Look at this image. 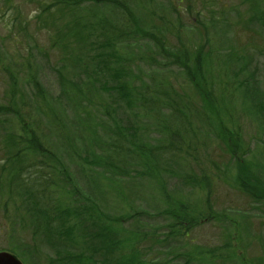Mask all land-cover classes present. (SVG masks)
<instances>
[{"label": "trees", "instance_id": "trees-1", "mask_svg": "<svg viewBox=\"0 0 264 264\" xmlns=\"http://www.w3.org/2000/svg\"><path fill=\"white\" fill-rule=\"evenodd\" d=\"M63 1L69 10L72 7L78 9L81 6V0H62L60 6ZM246 1L242 6L247 9L249 15L248 17L242 16L240 24H243V20H245L246 28L250 31H257L259 33V35L257 33L258 38L264 44V0ZM92 2L93 11L95 9L97 12L102 11L103 6H106V10L108 9V16L105 17L107 21L104 19L105 13L102 11V16L91 19L94 22L97 21L96 25L75 20L76 31L74 34H71L69 25L67 26L69 31L65 35L54 34L53 43L57 47L61 46L63 54L65 50H67V53L69 50L73 51L71 65L68 66L69 69L63 70L66 61H63L64 63H61V67H59L61 69L59 71L60 91L58 94L53 95L48 100L47 90L38 77L36 65L32 62L35 52L26 46L25 38L21 34L18 44L25 51L23 53L27 55V57L25 56L26 62H24L23 71L26 75L29 90H25V92H21V88L18 90L19 80L17 74L13 75L11 73V90L4 92L3 104L0 105L1 116L8 113V109L16 116L15 120L6 117L0 118V124H2L0 126L4 129L2 130L4 132L3 136L5 135L3 143L6 144L5 148L7 149V151L4 150L3 156L0 155V204L4 208L7 221L12 224L11 237L14 238L15 235H18L21 239L17 244H10V250H16L18 245L27 260V264H32L31 259L38 257L37 251H39L41 243H44L49 250L53 248L57 256L56 259H50L54 255L44 257L46 264H49V262L50 264H153L142 260V254L137 250L125 256L124 259L117 261L108 257L109 248L111 247L115 248L117 252L124 249L130 250L135 243L151 239L148 231L135 228L132 221H137V214H135L137 211L128 212L124 203L120 207H113V205L104 207V204L105 210L96 201L99 199L98 194L107 200L112 199V202L116 203L117 197L114 196L116 190L112 193L115 189L113 184L118 186L117 191L121 192L122 180L119 177L130 176L129 174L132 171L131 169L127 170L125 164H119L116 158L107 153L105 148L108 145H105L106 140L99 133V130L109 131V137L112 136L121 140L114 141L119 143V146L115 147L117 150L125 146L123 140L130 141L128 150L134 154L133 156H137V158L139 156V161L142 160L144 169L141 173L143 175H147L152 171L153 154H159L158 157L165 161L166 167L174 166L170 161L173 162L178 159L176 157V160L169 155L171 145H166L170 132H172L171 129L161 130L160 137L158 136L156 140H153L155 146L148 144L150 148L137 147L134 145V141L131 140H135V137L141 133L139 132L141 126L138 125L139 111L147 108L150 103L155 104V109L159 110V106H171L172 104L167 103L158 104L162 96L175 102L179 101L170 92L168 93L164 88H161L156 90L158 96L155 97L154 102L148 103L149 96L145 94L146 91L144 90L143 93L138 87L134 86L135 79L140 77L141 72L138 67L134 68L135 60L132 57L135 55L125 58L126 54H121L120 57L118 51H116V44L138 40L139 38L143 39L146 38V35L151 37L148 35L147 30L143 28L146 19L139 21L140 18L138 17V14L145 11V7L151 5V0H92ZM54 6L56 4L46 6L52 8L50 9V11L52 10L51 14L59 10L53 9ZM46 7L44 12L47 10ZM89 8L85 7L81 13L85 21L88 20L86 16L92 11ZM64 12H67V10L61 13ZM111 15L115 18L114 23H109ZM40 16V14H37V18H40ZM119 16H122L121 20ZM200 16V14H196L195 19L197 20ZM15 20L12 21L11 28L16 29L19 25V30L27 31V19L23 23L22 20ZM20 22L25 26V29H21L22 24ZM51 22L44 20L39 26L42 29L46 28V31H51L56 26L54 22L52 27L53 23ZM217 22H220V19H217ZM105 24H107V27L116 24L120 29L115 28L114 35L110 34L107 40L90 41L91 38L87 32H95L100 25V28H102ZM70 37L77 43V46L70 47L73 43L70 41ZM258 38L254 36L249 40L253 42ZM89 43L91 47L87 50ZM200 50L196 49L195 51L194 49L185 48L176 50V52L161 47L160 56L155 55V58L151 57V60L154 64L163 67V70L160 71L168 78L171 75L165 71H169L170 67L168 66L175 65L182 68L180 73L190 81L191 89L194 90L197 99L202 103L204 111H199L196 116L194 115L201 122L202 127H207L205 131L202 128L201 132L211 133L216 137L218 142H213V146L217 148L214 153L219 155L220 158H227L229 162L225 172L221 174L228 171V175H225V177L230 176L235 179L246 196L253 199L255 203H264V167L261 163L254 161L255 158L253 159V156H251L252 148L248 145L249 141L244 138L242 130L238 131L236 128L239 124L243 127L241 118L248 120L247 114H253L254 116L250 115L251 120H255L254 122L259 124V133L256 138L261 141H256L257 145L264 146V105L259 106L260 110L255 109L257 99L255 97L260 93L263 98L264 89H261L259 80L255 77V73L251 71L248 56L239 55L236 51L230 49L222 58L218 57L219 61L224 58L226 60L218 65L215 63L214 68L209 65L212 61L211 54H202L203 58L201 59V56H199ZM114 56H117V59H111ZM160 57H164L166 61L169 60V62L167 61L168 64L163 63ZM186 61L191 64L190 68L184 66ZM192 68L194 69L191 70ZM221 68L225 71L224 75L218 70ZM18 70H22V65ZM71 74L79 81L71 79ZM163 84L165 87L168 86L165 81ZM215 84L219 85L218 93L221 98L215 96L213 87ZM146 90L148 91V89ZM249 91H252L250 95H248ZM29 92L32 95V102L28 103L25 98ZM235 93L239 97H234ZM226 94H231V97L228 98L232 100L239 98V101H242L240 106H236L239 116L237 125L236 111L232 110V106H227L230 102H226L224 97ZM17 95L19 96L17 97ZM16 97L21 105L13 108L12 106L16 104ZM58 99H67L69 104L71 103L70 107L74 111L76 120V123H72V129L74 131L81 129V136L92 133L93 137L89 138L88 142L80 136L74 139L73 134L67 132V122L47 111L49 105ZM99 100L103 102L97 104ZM259 100H262L260 96ZM48 101L51 103L48 104ZM248 101L251 102V105L247 106L245 102ZM89 105L96 107L95 109L101 113V118L92 115ZM26 106L29 109L28 121L23 116V112H26L24 111ZM166 111H168L167 118L169 119L173 117V114L175 116L178 114L186 115L190 109L186 110L179 106H173L167 108ZM256 112H259V114L255 115ZM202 113L203 115H201ZM108 116H110L108 122H103L102 119H105L104 117L108 118ZM187 118L190 120L189 114ZM167 120L158 121L164 127L168 123ZM173 123L170 122V125ZM6 127L11 128V130L8 131ZM50 127L56 134H59V137L53 140L61 143L60 149H56V151L48 143L49 139H53L50 135L51 131H49V134L46 131ZM177 129L180 133L186 131L191 135L200 133L199 141L195 145H199L201 142L207 145L206 142L209 139L205 133L200 132V129L198 131L196 129L189 130L185 125L183 128ZM143 136L148 137L145 134ZM261 148L263 147L258 146L259 150ZM116 149H113V151L116 152ZM182 150L183 147L174 149L176 153L182 152ZM63 153L75 159L73 162L76 164L84 165L79 173L82 179L85 180L83 183L85 191L82 188V182L79 184L76 181L77 177L70 171L71 169L69 170L70 167L65 164ZM182 153L178 154L180 159H182V156L187 157L186 153L185 155ZM163 155H167L168 159H165ZM263 156L264 153L259 158L264 160ZM174 164L176 165L177 174L183 173L182 165ZM186 180L190 182L189 179H184V184ZM145 181L151 183L149 178H145ZM93 183H95V187ZM149 187L154 190L152 185ZM172 187L173 192H167L166 195V202L170 208L165 213H169L170 219H172L170 221L175 222L173 224L175 227L180 226L182 229L188 230L184 234L188 237L190 235L189 229H192L198 222L199 215L193 217L191 212L188 213L182 199L183 195L176 196V185ZM152 189L149 190L153 191ZM100 191L103 194H100ZM6 195L9 198H4ZM10 202L15 205L12 216L9 212ZM189 219H192L191 223L188 222ZM219 219L223 220L222 218ZM245 220V217H243L242 221L245 222ZM149 223H151V220H149ZM162 241H164V238ZM186 247L188 248L187 251L185 248L186 264H213L212 261L208 262V258H206L211 252L203 248L192 247L189 244ZM176 253L173 252L170 256H167L166 260L162 262L159 260L155 264H171L179 257L175 255ZM40 257H43L42 254ZM261 260L263 261L262 257Z\"/></svg>", "mask_w": 264, "mask_h": 264}, {"label": "rangeland", "instance_id": "rangeland-1", "mask_svg": "<svg viewBox=\"0 0 264 264\" xmlns=\"http://www.w3.org/2000/svg\"><path fill=\"white\" fill-rule=\"evenodd\" d=\"M4 1L5 0H0V105L3 104L4 92H9L11 90V73L13 75L17 74L16 76L19 80L18 90L20 88L21 92L29 90L26 75L23 71L24 62H26L25 56L27 57V55L24 54L25 51L22 50L18 44L21 34H23L25 38L24 42L27 43L26 46H28V48L30 47V49L35 52L32 62H34L38 69V77L47 90L49 100L60 91L59 71L61 68L59 67H61V63L66 61L64 63L66 66L63 68V70L66 71L69 69L68 66L71 65V58L73 56V51L69 50L67 53V50H65L63 54L61 46L57 47L54 45V34L58 33L60 35H65L69 31L68 25L71 27V34H74L76 31V25L74 24L75 20L81 23L89 22L90 24L96 25L97 21L94 22L91 19L102 16L103 11V13H105L104 19L106 20L105 17L108 16V9L106 10V6H103L102 11L100 10L97 12L96 9L93 11L94 6L92 5V0L86 2L81 0V6L78 9L72 7L70 10L67 8L68 6L65 5L64 1L60 6L62 0H14L15 5L17 4L15 7L12 4L9 9L2 10L1 8H3ZM245 2L247 1L151 0V5L145 7V11H143L142 14H138V17L140 18L139 21H142L141 19H146V21L143 20L145 22L143 28L147 30L148 35L152 38L146 35V38L143 39L139 38L138 40L124 41L116 44V51H118L120 57L121 54H126L124 56L125 58L135 55L132 57L135 60L134 68L138 67L142 73L140 72V77H136L137 79H135L134 86L138 87L143 93L144 90L146 91L145 94L149 96L147 99L148 103L154 102L155 97L158 96L156 90L161 88H164L168 93L170 92V94L172 96L174 95L179 101L175 102L172 99L162 96L163 99L160 98L161 100L158 101V104L167 103L172 105L168 107L159 106V110L155 109V104L150 103L147 108L139 111L140 119L138 125L141 126L139 130L141 133L135 137V140L131 141H134L133 143L137 147L141 146L142 148H148V144L155 146L153 140H156L158 136L160 137L162 133L161 130L171 129L172 132H170L166 145H171L169 155L173 156L175 159L177 157L178 160L176 159L177 161L173 162L170 161L174 166L166 167L167 165L164 164L165 161L158 157L159 154H153V159L151 161L152 171L147 173V175H143L141 173L144 169V164L141 162L142 160L139 161V156L138 158L137 156H133L134 154L128 150L130 141L123 140L125 146L117 150L115 147H118L119 143L114 141L121 140L116 137H109V131L104 129L99 130V133L106 140L105 145H108L106 146L108 149L105 148L107 153L116 158L119 164H125L127 170L131 169L132 171L129 174L130 176H125L124 178L119 177V179L122 180L121 192L117 191L118 186L113 184L115 189L112 193H114L115 190L117 191V193L115 191L114 194V196L117 197L116 203H113L112 199L107 200L98 194L97 196L99 199L94 195L93 197L97 199L96 201L100 204L102 209L111 205H113V207H120L121 205L123 206L124 203L128 212L137 211L135 214H137L138 219L132 222L135 224L137 230L140 228L143 231H148L151 239L135 243V248L133 246L130 250L123 248L124 250L117 252L115 248L111 247L108 253L110 259H114L115 261L124 259L125 256L137 250L141 252L142 260L147 263L155 264V262L159 260H161V262L166 260L167 256H170L173 252H177L175 255L179 257L171 264H186L185 248L187 251L188 248L186 245L189 244L192 247L203 248L211 252L206 258H208V262L212 261L213 264H264V203H255L253 199L246 196L235 179L230 176L225 177V175H228V171L225 174H221L225 172L229 162L227 158H220L219 155L214 153L217 148L213 145L218 142L216 137L211 133L201 132L202 128L205 131L207 127H202L203 125H201V122L197 120L195 116L199 111H204L202 109V103L197 99V94L194 90L191 89L190 81L180 73L182 68L175 65L168 66L170 67L169 71L164 69L171 74L168 78L160 71L163 70V67L154 64L151 60V57L155 58V55L160 56L159 51L161 47L170 51H178L185 48L194 49L195 51L196 49H201L200 58H203L202 54H211L212 61L209 65L215 68V63L218 65L226 60V58H224L222 61H219V58H222L223 55L231 49L236 51L239 55L244 54L248 56L251 71L255 73V77L259 80L261 89L263 90L264 44L260 41V38H258L259 33L257 31H250L246 28L245 20H243V24H240V18L242 16L248 17L249 15L246 11L247 9L242 6ZM52 4H56L53 9L59 10L51 14L52 10L50 11V9L52 8L46 6H52ZM45 7L47 10L44 12ZM85 7H90L89 10L92 9L86 16L88 19L87 21H85L81 15ZM13 8H15L14 14L11 13ZM65 10H67V12L61 13ZM37 14L41 15L40 18H37ZM196 14L201 15L197 20L195 19ZM13 16L18 17V21L27 19V31L19 30V25L16 29L13 27L10 28L9 25H11L14 19L12 18ZM121 18L122 16H119L120 20ZM217 19H220V22H217ZM44 20L52 21V27L55 22L56 26H54L51 31H46V28L42 29V27L39 26ZM114 21L115 18L111 15L109 23H114ZM101 25L95 32H87L91 38L89 39L90 41L107 40L110 34L114 35L115 28L120 29L116 24L109 27L105 24L104 27L100 28ZM20 27L21 29H25L23 24ZM254 36H256L258 40L255 39L253 42L249 40L250 38H254ZM69 39L73 42L70 47L77 46V43L72 37ZM97 44L96 42V45ZM90 47L91 44L89 43L87 50L90 49ZM189 57L187 58L189 59ZM112 58L117 59V56L111 57V59ZM160 59H162L163 63L169 62V60L166 61L164 57H160ZM21 65L22 70H18ZM184 66L190 68L191 64L186 61ZM193 69L194 68L191 70ZM218 70L222 75L225 74L222 68ZM70 78L79 81L73 74H71ZM164 81L168 83L167 87L164 86ZM218 86L217 84L213 86L214 93L216 98H221L218 93ZM146 89H148V91ZM251 92L252 91H249L248 95H250ZM230 95L226 94L224 97L226 102H230L226 105L228 107L232 106V110L234 109L236 111L237 125L239 116L236 106H240L242 101L240 102L239 98L234 100L228 98ZM18 96L19 95H17V97ZM233 96L239 97L236 93ZM259 96L263 101L259 100ZM17 97L16 104H14L15 106H12L13 108L21 105V102L19 100L17 101ZM31 98L32 95L29 92L25 101L28 103L32 102ZM181 98L182 101L180 102ZM255 98H257L255 109L260 110L259 106L264 105V96L262 98L260 93H258ZM101 102L103 101L99 100L97 104ZM105 102H107V100H105ZM49 103L51 102L48 101V104ZM70 104L67 99H58L49 105L47 111L67 122V132H71L74 139L80 136L88 142L89 138L93 137L92 133H86L84 136H81V129L78 131L72 129V123H76V120ZM245 104L248 106L251 105V102L248 101L245 102ZM173 106H179L186 110L190 109L188 112L190 120L187 118L188 114H178L176 116L173 114V117L168 119V111L166 110ZM95 108V106L89 105V110L92 115L101 118V113ZM24 111H26L23 112L24 119L28 121L29 109L27 106L24 108ZM257 114H259V112L255 113V115ZM201 115H203V113ZM250 115L254 116L253 114ZM250 115L247 114L248 120H243L241 118L243 127L241 124L235 126L238 131L242 130L244 138L249 141L248 145L252 148L251 156H253V159L255 158L254 161L261 163L264 167V160L259 158V156L264 153V146L257 145L258 143L256 142L261 141L256 138L259 133V124H257L258 122H254L255 120H251ZM1 117L16 119V116L10 109H8V113H4L3 116H1L0 113V118ZM104 118L106 120L102 119V121L107 123L110 116ZM46 119L48 118L46 117ZM162 119L163 121L168 119V123H166L164 127L160 124L161 122L158 121ZM170 122L174 123L170 125ZM183 124L189 130L196 129L198 131L200 129L201 133H205L209 139L206 142L207 145H204L202 142L200 144L198 143L199 145H195L196 142L199 141L200 133L191 135V133L186 131H182V133L178 132L177 128H183ZM6 129L8 131L11 130L9 127H6ZM2 130L4 129L0 126V152L3 149V137L5 136H3L4 132H2ZM46 131L48 134L49 131H51L50 135L53 139L48 140L51 148L54 149V151L60 149V141H53L54 138L59 137V134H56L52 127ZM144 134L148 137H144ZM258 146L263 147L260 149L261 151L258 149ZM179 147H183L182 152H185L187 157L182 156V159L178 157V154L182 152L176 153L174 149H178ZM113 149H116V152H114ZM185 153L182 154L185 155ZM62 156L66 161L65 164L70 167L69 170L71 169L70 171L77 177L76 181L79 184L82 182V188H84L85 191L83 185L85 180L82 179L79 173L84 165L80 166L79 163L76 164L73 162L75 159H72L66 153H63ZM163 157L168 159L167 155H163ZM213 162L216 163L214 164ZM174 163L182 165L183 173L177 174L176 165ZM230 167L232 166L230 165ZM192 174L194 175L192 176ZM84 178L86 177L84 176ZM145 178H149L151 183H147ZM184 179H189L190 182L186 180L184 184ZM110 183L109 181V184ZM151 185L154 187V190L149 187ZM174 185H176L177 189L176 196L183 195L182 199L184 206L187 207L186 210L188 213L191 212L193 217L199 215L198 222L192 229H189L190 235L188 237L184 235L188 230L182 229L180 226L175 227V225H173L175 222L170 221L172 219H170L169 213H165V211H169L168 208H170L166 202V195L167 192H173L172 186ZM93 186L95 187V183H93ZM101 193L100 191V194ZM4 198L7 199L9 197L6 195ZM14 206V203L10 202V216L13 215ZM243 217L246 219L245 222L242 221ZM6 218L7 216L4 214V208L0 204V249L9 251L10 244H17L21 239H19L18 235H15L14 238L11 237L10 230L12 224H10V221H7ZM192 219H189L188 222L191 223ZM149 220H151V223H149ZM163 238L164 241H162ZM13 252L24 264H27V260L18 245L17 249ZM37 253L38 257L31 259L32 264H46L43 258L48 255H54L51 256L50 259L57 258L55 250L53 248L49 250L44 243L40 244ZM41 254L43 257H40Z\"/></svg>", "mask_w": 264, "mask_h": 264}, {"label": "water", "instance_id": "water-1", "mask_svg": "<svg viewBox=\"0 0 264 264\" xmlns=\"http://www.w3.org/2000/svg\"><path fill=\"white\" fill-rule=\"evenodd\" d=\"M0 264H23V263L20 260H18L14 255L8 252H1Z\"/></svg>", "mask_w": 264, "mask_h": 264}]
</instances>
